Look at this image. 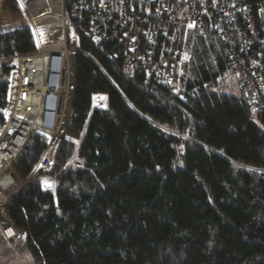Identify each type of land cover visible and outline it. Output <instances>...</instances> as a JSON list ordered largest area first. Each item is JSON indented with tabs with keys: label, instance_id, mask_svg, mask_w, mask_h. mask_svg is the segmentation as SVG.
<instances>
[{
	"label": "trees",
	"instance_id": "trees-1",
	"mask_svg": "<svg viewBox=\"0 0 264 264\" xmlns=\"http://www.w3.org/2000/svg\"><path fill=\"white\" fill-rule=\"evenodd\" d=\"M77 47L65 126L80 140L81 168L44 187L72 147L51 148V169L31 175L49 136L33 132L0 211L32 248L31 264H264V107L251 114L240 92L225 90L228 46L190 31L181 98L126 73L81 30ZM34 48L28 27L0 33V56ZM10 72L0 68V129ZM96 97L103 105L93 108Z\"/></svg>",
	"mask_w": 264,
	"mask_h": 264
},
{
	"label": "built area",
	"instance_id": "built-area-1",
	"mask_svg": "<svg viewBox=\"0 0 264 264\" xmlns=\"http://www.w3.org/2000/svg\"><path fill=\"white\" fill-rule=\"evenodd\" d=\"M18 5L31 16L35 48L0 56V68L11 71L10 108L0 129V211L10 207L15 188L11 164L33 132L49 136L31 175L51 169V148L72 147L61 170L41 177L44 187H55L66 170L81 168L80 140L70 137L65 126L75 88L68 56L79 50L78 30L96 45L108 44L112 59L126 73L143 74L176 98L182 97L190 31L215 34L228 46L229 66L249 112L264 107V0H73L71 23L65 0H22ZM56 25L59 36L52 29L39 31ZM10 28L13 23L1 16L0 33ZM102 105L101 98L93 100V108ZM0 230L8 251L31 264L32 248L25 238L10 225L0 224Z\"/></svg>",
	"mask_w": 264,
	"mask_h": 264
},
{
	"label": "crops",
	"instance_id": "crops-1",
	"mask_svg": "<svg viewBox=\"0 0 264 264\" xmlns=\"http://www.w3.org/2000/svg\"><path fill=\"white\" fill-rule=\"evenodd\" d=\"M6 6H7V4H6ZM7 10L9 12L7 14L5 13L4 15L13 21V26L15 28L21 27V26L22 27L31 26V22L29 21L31 19V16H29L30 19H28L27 14L23 9H22V14H19V15H17V13H20L21 11L17 12V9L13 10L12 8L9 7V9L7 8ZM18 10H20V8H18ZM2 15H0V16H2ZM32 15L37 17L39 15V13L36 9H34ZM52 27H54V26H52ZM57 30L58 29L56 28L55 31H57ZM4 225H8V223L6 222V223H4ZM7 245L8 244L3 239L2 234H1V230H0V264H16L17 261H20V263H17V264H26L27 263L25 257H16L13 254L10 255L9 251H7Z\"/></svg>",
	"mask_w": 264,
	"mask_h": 264
},
{
	"label": "rangeland",
	"instance_id": "rangeland-1",
	"mask_svg": "<svg viewBox=\"0 0 264 264\" xmlns=\"http://www.w3.org/2000/svg\"><path fill=\"white\" fill-rule=\"evenodd\" d=\"M6 4H7V6L11 7L13 10L17 9V12L21 11L20 13H17V15L22 14V7L20 5H18V3H16L15 0H1V2H0V15L5 14V13L7 14L9 12L7 10ZM18 8H20V10H18ZM56 27H59V26L56 25L54 27H49V28L48 27L47 28L46 27H41V28H39V31H44L46 29L55 30ZM55 34H56V36H59L60 30L55 31ZM56 36H55V38H56ZM75 56H76V52H72L68 56L69 57V69L72 72L75 71ZM225 82L228 85L227 89H225V90H228L229 92L232 91V92H235V93L237 91L239 92V88H238V86L236 84V81H235V78L233 76V73H232V75H230L229 79H227ZM229 85H230L231 88H229ZM69 115H70V101L68 102V107H67V110H66V115H65V121L66 122L65 123H67V121L69 120ZM17 184H18V182L16 181V185ZM16 185H15V187H16ZM0 220H1L0 223L2 225H4V223H6V221H4L2 216H1V212H0ZM7 251H8V249H7ZM11 254L12 253H10V255ZM17 263H20V261H17Z\"/></svg>",
	"mask_w": 264,
	"mask_h": 264
},
{
	"label": "clouds",
	"instance_id": "clouds-1",
	"mask_svg": "<svg viewBox=\"0 0 264 264\" xmlns=\"http://www.w3.org/2000/svg\"><path fill=\"white\" fill-rule=\"evenodd\" d=\"M14 175V174H13ZM15 177V176H14ZM15 182H16V179H15ZM1 224V223H0ZM2 225V224H1ZM9 225V224H8ZM3 226H5V225H3ZM11 226V225H10ZM2 234V233H1ZM2 237H3V235H2ZM4 239V238H3ZM5 240V239H4ZM6 241V240H5ZM7 242V241H6ZM8 244V243H7ZM8 246V245H7ZM11 253V252H10Z\"/></svg>",
	"mask_w": 264,
	"mask_h": 264
},
{
	"label": "bare ground",
	"instance_id": "bare-ground-1",
	"mask_svg": "<svg viewBox=\"0 0 264 264\" xmlns=\"http://www.w3.org/2000/svg\"><path fill=\"white\" fill-rule=\"evenodd\" d=\"M17 1H18V3H19V4H21V3H22V0H17Z\"/></svg>",
	"mask_w": 264,
	"mask_h": 264
},
{
	"label": "snow or ice",
	"instance_id": "snow-or-ice-1",
	"mask_svg": "<svg viewBox=\"0 0 264 264\" xmlns=\"http://www.w3.org/2000/svg\"><path fill=\"white\" fill-rule=\"evenodd\" d=\"M213 2H215V0H213ZM194 25H189V27H193ZM45 183H47V182H45Z\"/></svg>",
	"mask_w": 264,
	"mask_h": 264
},
{
	"label": "water",
	"instance_id": "water-1",
	"mask_svg": "<svg viewBox=\"0 0 264 264\" xmlns=\"http://www.w3.org/2000/svg\"><path fill=\"white\" fill-rule=\"evenodd\" d=\"M13 177H14V175H13ZM14 179H15V177H14Z\"/></svg>",
	"mask_w": 264,
	"mask_h": 264
}]
</instances>
